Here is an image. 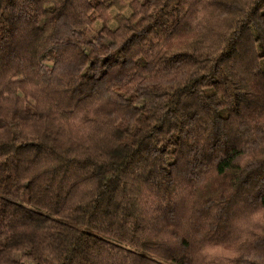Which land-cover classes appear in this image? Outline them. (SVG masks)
<instances>
[{
    "label": "trees",
    "instance_id": "1",
    "mask_svg": "<svg viewBox=\"0 0 264 264\" xmlns=\"http://www.w3.org/2000/svg\"><path fill=\"white\" fill-rule=\"evenodd\" d=\"M0 264H264V0H0Z\"/></svg>",
    "mask_w": 264,
    "mask_h": 264
}]
</instances>
